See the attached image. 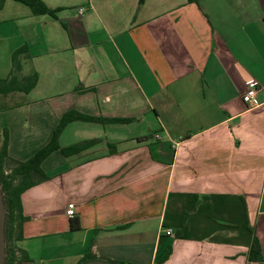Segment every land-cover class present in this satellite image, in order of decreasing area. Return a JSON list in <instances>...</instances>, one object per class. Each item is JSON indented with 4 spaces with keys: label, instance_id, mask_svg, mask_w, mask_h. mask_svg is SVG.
I'll use <instances>...</instances> for the list:
<instances>
[{
    "label": "crops",
    "instance_id": "obj_1",
    "mask_svg": "<svg viewBox=\"0 0 264 264\" xmlns=\"http://www.w3.org/2000/svg\"><path fill=\"white\" fill-rule=\"evenodd\" d=\"M43 2L56 18L12 0L0 10V79L23 47V74L39 75L26 98L1 100L20 104L0 112L10 156L32 158L69 111L137 121L65 128L63 148L96 143L52 153L50 180L23 195L31 264L89 250L80 264H259L254 235L264 260V0Z\"/></svg>",
    "mask_w": 264,
    "mask_h": 264
},
{
    "label": "trees",
    "instance_id": "obj_2",
    "mask_svg": "<svg viewBox=\"0 0 264 264\" xmlns=\"http://www.w3.org/2000/svg\"><path fill=\"white\" fill-rule=\"evenodd\" d=\"M6 1L7 0H0V10L4 8ZM12 1L28 7L34 16H50L56 18L57 13L60 11L58 9L53 10L48 8L43 0ZM189 1L193 2L194 0ZM144 3L145 0H140L139 7ZM28 58L29 52L26 47L14 52L12 56V71L9 77L0 79V112L14 109L20 105L12 103L3 107L1 106V100L7 101L15 95L26 98L37 86L39 75L36 72L29 75L23 74V60ZM25 104H27L26 100L23 101L22 105ZM136 121L137 119L91 117L76 111H69L59 120L51 141L25 162L18 161L10 156V133L8 129L3 131L0 135V189L7 210L5 221V264L32 263L27 252L21 247V243L25 240L24 226L29 221V218L24 214L23 195L28 190L50 180V177L42 169L43 162L56 151H61L65 157L69 158L86 151L96 143L95 141H89L72 147L63 148L59 140L65 128L74 122H88L104 125L132 124ZM97 257V254L89 250L81 259L80 263ZM249 260L264 264L260 243L255 235L249 251Z\"/></svg>",
    "mask_w": 264,
    "mask_h": 264
},
{
    "label": "built area",
    "instance_id": "obj_3",
    "mask_svg": "<svg viewBox=\"0 0 264 264\" xmlns=\"http://www.w3.org/2000/svg\"><path fill=\"white\" fill-rule=\"evenodd\" d=\"M84 10L80 11L83 14ZM262 91V87L257 80H250L245 84V90L242 93V100L244 104L251 110L261 106L259 100V94ZM66 213L69 217H74L76 214V208L74 205L67 206ZM165 232L169 235L173 234L172 229H167Z\"/></svg>",
    "mask_w": 264,
    "mask_h": 264
},
{
    "label": "water",
    "instance_id": "obj_4",
    "mask_svg": "<svg viewBox=\"0 0 264 264\" xmlns=\"http://www.w3.org/2000/svg\"><path fill=\"white\" fill-rule=\"evenodd\" d=\"M6 214H7V210L0 189V264H5V258H6V242H5Z\"/></svg>",
    "mask_w": 264,
    "mask_h": 264
},
{
    "label": "rangeland",
    "instance_id": "obj_5",
    "mask_svg": "<svg viewBox=\"0 0 264 264\" xmlns=\"http://www.w3.org/2000/svg\"><path fill=\"white\" fill-rule=\"evenodd\" d=\"M24 8H27L26 6Z\"/></svg>",
    "mask_w": 264,
    "mask_h": 264
}]
</instances>
